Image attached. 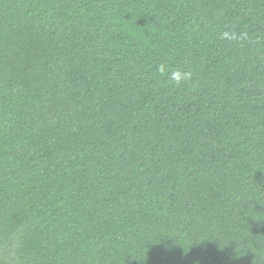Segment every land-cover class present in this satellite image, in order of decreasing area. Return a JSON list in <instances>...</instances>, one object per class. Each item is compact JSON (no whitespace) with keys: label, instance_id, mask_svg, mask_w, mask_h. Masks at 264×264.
<instances>
[{"label":"trees","instance_id":"obj_1","mask_svg":"<svg viewBox=\"0 0 264 264\" xmlns=\"http://www.w3.org/2000/svg\"><path fill=\"white\" fill-rule=\"evenodd\" d=\"M0 264H264V0H0Z\"/></svg>","mask_w":264,"mask_h":264},{"label":"clouds","instance_id":"obj_2","mask_svg":"<svg viewBox=\"0 0 264 264\" xmlns=\"http://www.w3.org/2000/svg\"><path fill=\"white\" fill-rule=\"evenodd\" d=\"M159 71H161V72L164 71V66L163 65L160 66ZM190 75H191L190 73H187V72L182 73L179 70H176V71H173L171 73V79L178 86L180 83L183 82V80L190 78Z\"/></svg>","mask_w":264,"mask_h":264}]
</instances>
